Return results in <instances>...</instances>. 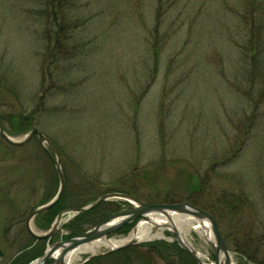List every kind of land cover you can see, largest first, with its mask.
<instances>
[{
    "label": "rangeland",
    "instance_id": "obj_1",
    "mask_svg": "<svg viewBox=\"0 0 264 264\" xmlns=\"http://www.w3.org/2000/svg\"><path fill=\"white\" fill-rule=\"evenodd\" d=\"M40 4L0 0V96L6 98L3 113L27 109L23 113L56 151L66 180L60 213L79 209L72 208L75 203L86 207L101 195L124 194L117 191L122 189L150 205L191 204L190 178L199 205L217 211L233 263L250 264L236 252L249 236L250 253L264 264V101L254 109L238 95L245 0H78L62 15L71 25L86 15L85 22L73 29L61 20L64 40L54 48L68 58L52 66L60 78L47 84L51 91L37 107L42 63L58 44L46 41L49 27ZM12 120L4 124L7 134L24 138L27 133L14 130L18 116ZM50 188L55 196L59 179L38 140L13 147L0 137V264H11L34 245L26 220L54 198ZM239 195L247 201L233 217L222 203ZM131 209L122 204L118 212ZM59 214L48 229L44 217L35 219L34 231H49ZM74 219L64 217L62 225ZM146 221L130 224L126 235L113 239L129 237ZM153 231L164 238L137 246L176 241L169 230ZM181 233L213 263L204 233ZM68 234L58 233L49 245L73 239H66ZM108 252L83 255L79 264L94 258H99L94 264H114L99 261Z\"/></svg>",
    "mask_w": 264,
    "mask_h": 264
},
{
    "label": "trees",
    "instance_id": "obj_2",
    "mask_svg": "<svg viewBox=\"0 0 264 264\" xmlns=\"http://www.w3.org/2000/svg\"><path fill=\"white\" fill-rule=\"evenodd\" d=\"M41 2V6L44 7L43 9V18L46 19V27H49L48 32L44 34V36H48L46 40L50 44L55 43L58 40V44L56 46H50L53 48L52 50L48 49V54L45 55L44 61L42 63V73H43V84L42 87V94L37 102V107H41L42 101L47 97V94L51 91L49 86L52 84L55 85V82L58 81L57 79L60 78L54 70H52V66H58L59 62L62 61V57L68 58L66 53H62L60 48H54L61 46L63 37V32L66 31V27L64 25L61 26V20L65 19L62 15L63 12L66 10L70 11L76 4L78 0H38ZM58 10V11H57ZM68 16V15H67ZM64 17V18H63ZM244 18H246V35L239 46L240 50V61L238 62L239 74L242 78V89L239 87L238 95L243 96V98L252 106V108L256 109L264 101V0H245V7H244ZM86 15H83L82 18L75 20L76 25H71L70 21L68 25L75 29L78 24L81 22L82 25L84 24ZM82 19V20H81ZM72 34V33H71ZM157 50V47L154 48ZM47 84L49 86L47 87ZM1 92V89H0ZM256 96L259 99H256ZM4 96H0V114L3 119V123L12 124L13 116H18V123L15 127V131H17L18 135L26 134L30 132L33 128H35L34 119L30 115H26L27 109H22L23 112H19L14 114L13 116L7 115V113H3V109L5 107V103L2 100H5ZM30 114V113H29ZM12 116V117H11ZM5 128V127H4ZM7 132V130L5 129ZM8 133V132H7ZM188 185V193L191 195L188 201L210 213L216 220V212L211 207H206L205 205H199V202L195 200V190L196 188L193 186V182L190 178L186 181ZM121 193L128 194L134 197V194L131 193L129 190H117ZM54 188L49 189V194L51 197L54 196ZM247 199L242 196H233L232 198L225 200L224 204L222 203V208L229 211L231 216H235L239 211L243 209L242 205L246 202ZM65 203V194L59 201V203L52 208L50 211L39 215L36 219L38 220L39 217H44L45 220L43 222V228L48 229L50 227L51 222L54 220V217L60 213L61 210L65 209L63 204ZM182 203V202H181ZM122 204H129L127 202H106L98 206L97 208L93 209L90 212L85 214L77 215L74 221L70 222L65 228L69 231L66 239L74 238L81 233L87 231L83 224H88L89 227L94 226L104 219H107L112 213L118 212V208ZM167 204V203H162ZM172 205L173 203H168ZM74 205V206H73ZM72 205V208H83L84 205H80L75 203ZM111 210V208H114ZM223 209V210H224ZM103 211V212H102ZM102 212V213H101ZM107 213V215H102ZM101 216L93 218V216ZM233 216V217H234ZM92 217V218H91ZM98 221V222H97ZM85 225V226H86ZM133 227V225H126L124 226L117 235H126L129 230ZM246 236L244 242L242 244H238L236 247V252L239 253L242 259H245L250 264H261L255 259V255L251 252L252 246L250 245V238ZM33 245V244H32ZM31 245V246H32ZM29 246L28 248H30ZM33 249L28 251V248L24 249L21 256L19 258H15L11 264H28L32 260L43 256V252L46 247V241H36L34 240ZM36 251V252H35ZM0 257H3V253L0 251ZM99 258H94L88 264H94L96 260ZM108 261L113 262L114 264H158L157 262H162L164 264H196V262L177 244L175 241L173 244H169L165 241H156L148 244L136 245L133 247H128L126 249L118 250L113 253L104 255L100 257L99 261ZM52 264V262H49Z\"/></svg>",
    "mask_w": 264,
    "mask_h": 264
},
{
    "label": "water",
    "instance_id": "obj_3",
    "mask_svg": "<svg viewBox=\"0 0 264 264\" xmlns=\"http://www.w3.org/2000/svg\"><path fill=\"white\" fill-rule=\"evenodd\" d=\"M0 137L8 145L13 147H23L27 145L33 138H37L39 144L48 155L57 172L59 178V189L56 196L46 205L35 209L26 220V229L31 237L36 241L45 240L49 243L58 233L66 231L64 227H62V221L64 217L70 219L76 215L85 214L97 208L102 203L110 201H125L132 205V209L130 211L115 213L108 217L105 221L98 223L90 230L71 240L48 245L44 255L32 264H48L49 261H52L53 264H67V258L70 253L74 252L80 247L90 245L100 240H106L110 242L113 239L110 237L119 232L124 226L135 223L139 220H147V222H150V216H163L167 218L171 224L170 226H166L163 229L169 230L172 233L179 246L196 262V264H208L204 260L203 256L185 240V238L182 236V233L179 232L176 226L172 224L170 214L190 218L199 226H203L205 223L208 224V230L211 238L205 237L209 241L213 252L214 261L212 264H234L231 253L229 252L219 230L217 220L210 213L188 203L175 205H150L127 194H106L99 197L95 202L91 203L87 207L80 209H70L61 212L57 216L52 228L49 231L43 234L36 233L33 228L35 218L54 208L59 203L65 192L66 180L59 157L46 137L36 128L32 129L28 134L25 135L24 138L20 140L11 138L4 129V123L1 114ZM138 225L139 222L134 227L133 233L136 231ZM137 244L138 242L132 239L121 247L109 250L108 253L132 247ZM93 256L95 255H92V257Z\"/></svg>",
    "mask_w": 264,
    "mask_h": 264
},
{
    "label": "bare ground",
    "instance_id": "obj_4",
    "mask_svg": "<svg viewBox=\"0 0 264 264\" xmlns=\"http://www.w3.org/2000/svg\"><path fill=\"white\" fill-rule=\"evenodd\" d=\"M172 224L176 226L179 232H182L183 229L187 230H195L199 234H205L206 237L211 238L209 234L208 224H204L203 226L195 225L191 219L181 216H176L174 214H170ZM150 222H141L136 231L127 238L116 240L113 239L110 242L106 240H100L98 242L92 243L90 245H85L70 253L67 258V264H79L83 255H96L99 251L103 249H115L127 244L132 239L137 242H148L155 239H162L164 235L158 231L154 233V228H158L159 230H163L164 227L170 226V222L167 218L163 216H150Z\"/></svg>",
    "mask_w": 264,
    "mask_h": 264
}]
</instances>
